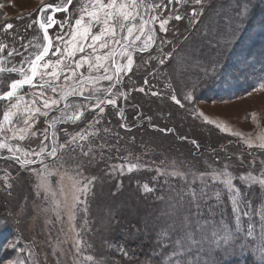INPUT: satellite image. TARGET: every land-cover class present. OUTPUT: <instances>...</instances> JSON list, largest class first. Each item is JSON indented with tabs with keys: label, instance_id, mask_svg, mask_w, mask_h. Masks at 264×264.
<instances>
[{
	"label": "rangeland",
	"instance_id": "1",
	"mask_svg": "<svg viewBox=\"0 0 264 264\" xmlns=\"http://www.w3.org/2000/svg\"><path fill=\"white\" fill-rule=\"evenodd\" d=\"M59 2L0 0V43L8 45L5 51L0 52V58H7L0 59V67L21 66V55L8 57V51L12 48L26 56L33 48L25 50L22 44L30 40L33 44L45 43L43 30L33 22L46 20V15L52 14L48 10L45 16H41L38 12L41 7ZM250 5L245 0H204V11L197 22H190L192 6L184 5L178 13L183 18L171 20L166 25L167 32H161L158 24L155 25L157 45L153 46L150 54L159 56V41L168 40L171 44L163 45V53L171 52V58L165 59L164 65H160L156 59L143 63L149 53L140 54L133 71L122 79L120 90L128 93L127 100L118 99L116 107L106 106L102 114L89 107L81 120L57 124L58 143H65L83 130L94 132L95 136H90L93 148L90 157H84L76 149L74 153L61 150L60 159L49 157L45 160L52 173L47 178L51 192L43 187L37 189L36 185L41 180L36 174L21 170L11 160L0 159V178L4 176L3 169L9 171L10 177L19 174L18 178L10 181L13 183L11 195L3 190L0 183V220L3 221L0 224V245L7 244L9 240H18V249H25V252L19 253L18 249L14 251L0 247V262L18 255L28 257L30 249L35 253L36 264H57L58 261L59 264H74L72 241L76 236L70 230L74 223L76 230L80 231V239L91 245L84 254L102 259L105 264H168L173 248L171 241L175 236L170 232L167 236L163 233L173 221L182 218L187 207L188 197H184L185 207L182 208L178 204V193H186L189 186L199 191L202 184L199 177L188 175L185 179L163 175L158 169L171 171L172 162L175 161L182 172L187 173L189 168L193 172H205L210 171L208 165L218 168L227 162L236 166V173H241L247 170L252 159L249 153H255L258 157L256 169L261 167L259 159H264V151L255 147L249 149L243 143V138H249L253 145H258L260 137L264 135V89L254 91L264 78V0H250ZM76 7L79 4L73 0L64 32L69 30L68 24L73 23L75 15H78L73 14ZM245 7L247 13L236 19L238 11L244 13ZM168 14L164 12V16ZM55 19L63 21L65 14L56 13ZM6 23L13 25L7 32L3 28ZM236 26L240 30L235 32V38H231L228 34ZM58 34H63L58 24L49 29V35L53 38ZM230 39L231 43H226ZM53 43H56L55 40ZM217 62L220 67L213 74L209 65ZM18 78L21 77L17 73H0L5 85L0 88V93L9 90L6 85ZM100 83L101 86L107 85L106 81ZM193 86L194 104L180 108L170 99L173 89L177 98L182 99ZM140 87L145 88V93L136 90ZM23 91L30 92L32 89L25 86ZM150 92L160 95L152 96ZM48 95L53 94L49 92ZM70 100L87 103L83 97H70ZM118 109L123 110V119ZM194 109L228 127L231 132H240L242 136H233L207 124L198 115L192 114ZM3 110L4 102H0V120ZM56 115L59 113L50 112L49 118ZM96 119L100 123L93 127L92 122ZM45 120L41 116L35 129L46 127ZM121 124H126L127 128L121 127ZM104 129L109 131L105 132ZM163 129L172 131L164 132ZM192 141H196L199 147H195ZM38 143L39 138L34 139L31 147H36ZM80 143L88 144L87 141ZM21 144L28 146L27 142ZM101 145L106 147L101 148ZM84 150L87 151V147ZM0 155L9 154L5 150ZM240 156L243 157L244 167L237 159ZM79 162H83V167L78 170L76 166ZM129 163H137L139 168L131 173L125 171L124 175L112 171L111 166ZM43 167L39 160L30 166L40 171ZM77 171L82 172V176H77ZM92 176L97 179L89 186L90 191L86 194L75 193V181L79 179V186L82 187L86 182L84 178ZM145 183L153 191L144 192L142 186ZM208 183L206 195L199 201L202 219H209L208 208L215 206V212L223 211L226 218L234 223L227 196L223 197V204L217 206L212 195L213 182L209 180ZM74 194H79L86 205H79L75 221L70 222L68 216ZM261 195L264 193L255 187L248 193L255 207L253 219L256 221L259 220L260 209L257 205ZM55 201L60 202L59 216L52 211L56 207ZM85 206L87 213L82 211ZM216 218L219 219V215ZM85 219L88 221L86 226ZM247 219L244 217L245 222ZM259 233L257 225L256 235L237 241L235 248L230 250L232 254L222 257L217 255L222 249H217L215 243H206V255L202 250L201 256L209 262L215 261V264H264L261 253L257 251L264 245ZM196 238L199 239V235ZM57 239L63 242V251L53 255ZM115 246H123L131 258L117 252ZM26 264H33V258L28 259Z\"/></svg>",
	"mask_w": 264,
	"mask_h": 264
},
{
	"label": "snow or ice",
	"instance_id": "2",
	"mask_svg": "<svg viewBox=\"0 0 264 264\" xmlns=\"http://www.w3.org/2000/svg\"><path fill=\"white\" fill-rule=\"evenodd\" d=\"M77 3L79 7L74 9L73 14L78 13V15H75L73 23L68 24L67 32L63 30L73 0H60L57 4L49 3L41 7L38 10L41 16H45L48 10L52 12L51 15H46V20L38 19L33 22L38 24L40 30H43L42 39L45 43L33 44L30 40L22 44L21 47L25 50L33 48V51H29L26 56L18 49L12 48L11 51H8V57H12L13 54L21 55L23 57L21 66L0 67V73H17L21 77L11 80L10 84L6 85L9 90L0 93V102H4L2 120H0V153L6 150L9 154L7 156L0 155V159L11 160L21 170L36 174L41 180V183L36 185L37 189L43 187L48 192L52 190L47 178L52 173L48 164L45 163L47 158L60 159L61 150L74 153L76 149H79L80 154L86 158L93 153L90 136L94 137V132L89 133L87 130H83L71 136V139L65 143H58L57 124L66 121L75 123L81 120L89 107L102 114L106 106L116 107L118 99L127 100L128 93L120 90L122 79L133 71L136 59L140 54L149 53L148 59L143 60V63H149L156 59L160 65H164L165 59L172 56L171 52L163 53V45L171 44V41L168 40H160V55L151 56L150 50L157 45L155 25L158 24L161 32H167L166 25L171 20L179 21L183 18L178 13L184 5L192 6L190 22H197L204 11V0H167V2L165 0H77ZM245 3L251 6L250 0H245ZM165 11L169 13L167 16H164ZM247 11V7L244 8V13L238 11L236 19H239L240 15L246 14ZM56 13H64L65 20L55 19ZM57 24L63 34H58L53 38L49 35V29ZM31 26L30 24L29 27ZM3 28L7 32L13 28V25L6 23ZM239 30V27L236 26L235 30L228 35L235 38V32ZM53 40H55V44ZM226 43H231V39ZM7 48L8 45L0 43V52ZM50 52L51 56H49ZM0 59L6 60L7 58ZM219 67L218 62L209 65L213 74L218 71ZM80 69H84V71H80ZM102 81H106L107 85L101 86L100 82ZM144 83L147 85V78ZM25 86H28L32 91L24 92ZM3 87L5 85L0 79V88ZM261 89H264V78L261 79L258 88H255L254 91ZM136 90L145 93L144 87ZM193 91L194 86L185 92L182 99H179L173 89L170 99L180 108H185L186 104H194ZM49 92L53 95L49 96ZM150 94L152 96L160 95L158 92H150ZM70 97H83L87 103H77L70 100ZM118 110L121 119H123V110ZM53 111L59 115L49 118L50 112ZM192 114L198 115L204 122L214 125L222 132L230 133L236 137L242 136L240 132H231L223 124L209 119L202 111L197 112L194 109ZM41 116L46 118L47 126L42 130H36L34 126ZM147 119L151 118L147 117ZM99 123L100 120L96 119L92 122V126ZM121 127L127 128V125L121 124ZM104 131L108 132L109 129H104ZM162 131L172 130L163 129ZM36 138H39L38 145L31 147V142ZM182 139H187V137ZM81 141H87L88 144H81ZM260 141L258 145H253L249 138H243V143L249 149L255 147L264 151V135L260 137ZM21 142H27L28 146H23ZM192 143L195 147H199L196 141H192ZM73 145L75 147H72ZM85 147H87V151L84 150ZM103 147L106 145H101V148ZM249 154L252 159L247 170L241 173H236V166L227 162L218 168L208 165L210 171L205 172H193L191 168L187 173L182 172L177 168L175 161L172 162L173 170L171 171L166 168L158 169L163 175L179 176L185 179L188 175H192L194 178L199 177L202 184L199 191L189 186L186 193H178V204L182 208L185 207L184 197H188L187 207L182 218L179 221H173L163 233L167 236L170 232L175 236V239L171 241L173 248L172 255L168 257V264H215V261L209 262L201 256L202 250L206 255L207 250L204 247L206 243H215L217 249H222L217 253L218 256L232 254L230 250L235 248L237 241H243L246 237L256 235L257 225L260 228V238L264 240V195H261L257 205L260 209L258 221L253 219L256 211L252 200L248 197L249 191L254 187L264 193V159H259L261 167L256 169L258 157L255 153ZM101 158H103L102 154ZM226 159L230 160L231 157ZM237 159L241 167H244L243 157L240 156ZM37 160L44 166L42 171L30 168L31 165L37 163ZM76 167L78 170L82 169L83 162L77 163ZM111 167L113 172L118 171L120 175H124L125 171L131 173L134 169H138L139 165L129 163ZM2 171H4V176L0 178V183H2L3 190L11 195L10 189L13 187V183L10 181L18 178L19 174L17 173V177H10L7 169ZM77 176H82V172L77 171ZM84 179L86 182L82 187L79 186L81 183L79 179L75 181L73 185L75 193L86 194L89 192V186L97 177H85ZM209 180L213 182L212 195L215 197L217 206L222 205L223 197L227 196L234 223L231 219L226 218L223 211L215 212L213 210L215 206L208 208L210 218L202 219L203 212L199 201L206 195L205 189L209 187ZM142 187L144 192L153 191L146 183ZM54 195L55 193H53ZM59 203V201H55L56 207L52 208L57 216L60 215ZM81 204L86 205V201H82L79 194H74L68 216L70 222L75 221L76 212L80 210L79 205ZM193 206L195 211H193ZM82 211L87 213V206L83 207ZM217 215H219V219L216 218ZM244 217L248 218L247 222ZM48 222L51 223V221ZM2 223L3 221L0 220V224ZM87 224L88 221L85 219L84 225ZM70 230L75 232L76 236L72 241L74 264H105L102 259L97 260L92 255L84 254L91 245L80 239V231L76 230L74 223ZM65 234L67 235V233ZM197 235H199V239L196 238ZM62 243L57 239L53 255H56L58 251L62 253ZM224 245H228V247H224ZM0 247L15 251L18 249V240H9L7 244L0 245ZM109 247L113 246L109 245ZM115 250L124 257L131 258L129 251L123 246H115ZM18 251L23 253L25 249L20 247ZM28 251V257L21 258L18 255L16 258L3 260L0 264H26L30 258H33V264H36L35 253L30 249ZM257 251L261 253V260L264 261V245ZM189 256L192 258L189 259Z\"/></svg>",
	"mask_w": 264,
	"mask_h": 264
},
{
	"label": "trees",
	"instance_id": "3",
	"mask_svg": "<svg viewBox=\"0 0 264 264\" xmlns=\"http://www.w3.org/2000/svg\"><path fill=\"white\" fill-rule=\"evenodd\" d=\"M264 13V12H263ZM262 24H263V22H262Z\"/></svg>",
	"mask_w": 264,
	"mask_h": 264
}]
</instances>
